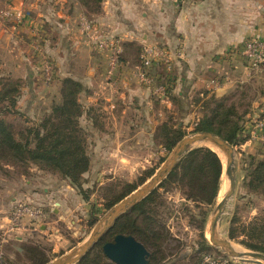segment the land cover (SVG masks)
Returning a JSON list of instances; mask_svg holds the SVG:
<instances>
[{
  "label": "crops",
  "instance_id": "0c3cea01",
  "mask_svg": "<svg viewBox=\"0 0 264 264\" xmlns=\"http://www.w3.org/2000/svg\"><path fill=\"white\" fill-rule=\"evenodd\" d=\"M2 7H11L21 20L16 26L0 24V89L5 80L18 81L16 113L27 124H34L37 108L45 113L60 101L62 79L78 81L79 123L86 130L90 157L88 172L142 170L138 157L143 155L146 140L156 142L157 127L168 120L182 126L184 121L195 123L201 108L197 99L211 95L234 102L242 114L239 136L243 140L234 147L264 153L260 141L264 65L251 69L241 53L245 39L264 37V0H102L96 13L87 12L74 0H0ZM81 14L120 41L119 65L111 77L106 73L111 52L97 49L82 36ZM36 31L54 68L49 82L42 76V59L32 47ZM143 44L161 45L170 56V68L149 69L159 83L166 84L165 98L155 96L134 76ZM211 80L219 84L213 86ZM21 177L19 189L11 181L2 183L4 203L14 205L27 199L45 210L60 211L62 203L53 200L58 191ZM56 187L75 192L65 180ZM2 207L0 226L7 230L9 215L1 213ZM13 230L18 242L31 232L23 224Z\"/></svg>",
  "mask_w": 264,
  "mask_h": 264
},
{
  "label": "trees",
  "instance_id": "16d2710c",
  "mask_svg": "<svg viewBox=\"0 0 264 264\" xmlns=\"http://www.w3.org/2000/svg\"><path fill=\"white\" fill-rule=\"evenodd\" d=\"M87 12L96 13L102 0H74ZM0 89V162L6 165L33 164L42 170L54 171L70 179L80 187L84 172L89 169L90 157L87 153V142L84 130L79 124L82 106L78 101L81 85L71 78L61 81L59 102H54L49 112L31 127L16 129L6 117L15 113L19 94V83L16 80H5ZM169 87V86H168ZM169 89V88H168ZM200 102V115L193 123L192 131H210L228 141L232 146L242 142L239 133L242 129V114L238 112L234 102H226L224 98L211 95ZM27 126V125H25ZM178 123L165 121L156 130V137L165 151H170L186 134ZM255 156V155H254ZM251 155L247 166L248 182L246 187L264 198V159ZM216 152L207 146H197L188 151L178 164L159 183L158 187L136 203L132 209L120 216L101 238L99 245L87 252L77 264H113L103 254L102 244L112 240L116 234L132 235L150 251L148 264H159L162 260L164 244L168 231L155 216L154 194L158 188H177L185 199L212 207L218 198L222 184V163ZM154 172L138 177L136 183H127L125 189L104 203L108 209L121 198L132 192ZM221 191V190H220ZM156 205V204H155ZM201 213V229L204 228L209 210ZM258 219L242 227L241 233L232 227L228 230L231 239L244 234L246 240L241 243L249 249L264 252V218ZM233 222V221H232ZM91 223H94L92 221ZM203 242L209 244L202 233ZM29 257L31 253H39L33 246L22 247ZM36 251V252H35ZM38 255V254H37ZM31 258V257H29ZM47 260L39 258L37 264ZM198 263V261H197ZM196 263V264H197Z\"/></svg>",
  "mask_w": 264,
  "mask_h": 264
},
{
  "label": "rangeland",
  "instance_id": "374dc122",
  "mask_svg": "<svg viewBox=\"0 0 264 264\" xmlns=\"http://www.w3.org/2000/svg\"><path fill=\"white\" fill-rule=\"evenodd\" d=\"M134 76L137 81L141 83L140 79H138L136 75ZM19 95L20 92L18 97ZM35 111L37 113L35 117L38 118V121L49 112L44 113L38 108ZM6 117L13 123L16 129L33 126L32 124H27L26 120L16 112L8 113ZM80 126L86 132L83 125L80 124ZM182 129L186 133L184 136L194 132L192 131L193 124H190L188 121H184ZM153 146L155 147V150L152 149ZM144 147L143 155L138 157L139 164L144 166L142 170L139 169L138 172H136V170L133 172H110V170L106 169H103L100 172H88L87 170L81 177L80 187L74 185L69 178L58 172L42 170L33 164L22 165L20 163L17 166L9 165L11 166V169H7L3 166L6 164L0 162V191L2 190V183L6 181H11L13 185L18 184L16 187L19 189L21 187V176L24 175V179H29L32 184L40 183L41 186L39 187L48 185L52 191H58L56 194L57 197L53 196V200L57 201V203L60 201L63 206V208L62 206L59 207V212H55L50 208H46L45 210L43 205L27 199L16 201L14 205L18 202H25L40 207L46 216L38 223L34 221V223L37 224L36 226L35 224L30 225L32 221H29V219L26 221L23 220L25 222H21V224L31 229V232L26 234L27 236L22 242L16 240L14 237L16 232H14V230L6 231V239L2 246L3 260L5 259L9 264H37L39 258H44L47 260L46 262H48L67 254L81 245L90 237L94 227L103 219L109 209L122 198L108 209H106L104 205L106 200L111 199L116 194L122 192L127 183H136L138 177L140 178L146 175L148 171L154 169L153 174L158 171L159 167L166 160L172 150L171 149L168 152L165 151L158 138L156 139V142L153 139L151 141L146 140ZM161 148L162 150L160 151L159 149ZM234 151L235 189L234 193L226 203L218 229L221 236L227 239L237 251H253L264 254L262 251L252 250L244 246L241 243V240L247 239L244 234H240L235 239H231L228 236V230L230 228L234 227L236 232L241 233L240 231H242L243 226L246 227L256 219H258V223H261V219L264 218V198L261 195L251 192L248 187H246L249 178L247 170L250 161L249 157L251 155L254 156L255 154L256 156L254 157L264 159V153L245 152L238 146L234 147ZM152 175L142 184L148 181ZM62 180L69 182V184L75 189V192H72L68 188H55L56 183L61 182ZM225 180L226 179H224L222 174L221 191L219 190L216 203L223 195L222 188ZM53 182L55 184H53ZM142 184L138 185L135 189ZM157 187L158 186L154 189ZM153 197L155 203L152 208L156 211L154 216L161 223H164L168 231V238L164 244L162 260L159 264H196L197 261V264H199L203 254L208 253L211 254L212 257H217L220 254L226 255L220 248L213 246L208 239L207 223L216 203L212 207L205 209V206L196 205L190 200L183 199L181 192L173 187H168L167 189L158 188ZM55 198H57V200ZM0 204L4 206V208L2 207L1 209V213L10 216L14 205L9 201L4 203L1 192ZM52 207L57 208L58 206ZM131 209L132 207L123 214L128 213ZM204 209L210 210L206 224L204 228L201 229V213ZM92 221H94V223H91ZM9 223L10 221L8 219V224ZM4 228L5 227L0 226V229L6 230V228ZM202 233L209 244L203 242ZM100 241L101 239L98 240L90 250L96 245H99ZM24 246H33L36 249H39V253H31V256H29L31 258H29L22 249ZM251 260H253L251 257H231L232 264H264L263 262L257 263ZM78 261L71 264H77Z\"/></svg>",
  "mask_w": 264,
  "mask_h": 264
},
{
  "label": "water",
  "instance_id": "95a60500",
  "mask_svg": "<svg viewBox=\"0 0 264 264\" xmlns=\"http://www.w3.org/2000/svg\"><path fill=\"white\" fill-rule=\"evenodd\" d=\"M202 141L210 142L225 154V165L223 166L222 161L221 163L223 177L227 180V188L224 191L221 199L213 208L207 223L208 239L210 243L213 246L220 248L227 256L240 258L251 257L253 258L251 261L264 263V254L253 251H237L227 239L221 236L218 229L226 203L234 193L235 189L234 147L224 138L210 131H195L182 137L175 144L171 150V153L159 167L158 171H156L148 181L132 191L126 197L122 198L109 209L103 219L100 220V222L94 227V230L88 239H86L81 245L71 250L67 254L48 261L45 264H71L81 259L87 252H89L91 247L112 227L120 215L133 207L137 202L148 195L156 186H158L159 183L178 164L180 159L188 151L194 147L200 146L193 144ZM101 248L103 254L113 264H148V259L150 256L149 250L132 235L120 233L116 234L113 236L112 240L104 242Z\"/></svg>",
  "mask_w": 264,
  "mask_h": 264
},
{
  "label": "built area",
  "instance_id": "2783aa9c",
  "mask_svg": "<svg viewBox=\"0 0 264 264\" xmlns=\"http://www.w3.org/2000/svg\"><path fill=\"white\" fill-rule=\"evenodd\" d=\"M184 2L186 0H178ZM21 15L13 11L11 7L0 8V24H19ZM78 26L82 36L86 37L89 43H92L97 49L102 51H110L111 55L107 61V76L114 75L119 65V55L121 53L120 41L118 38L108 36L103 30L96 26L93 19L85 14H81L78 18ZM39 32L35 34V42L32 44L33 49L40 55L42 59L41 72L44 80L49 82L54 74L53 65L47 58L44 50L41 49L38 39ZM179 53V52H178ZM243 57L248 62V65L253 70H258L264 65V37L253 36L244 40L241 51ZM140 62L135 71V75L140 79L141 83L150 88V91L159 98L167 97V87L164 83H159L156 78L149 72L153 66H163L167 69L171 66V59L167 50L156 44H143L140 50ZM211 84L216 86L218 80H211ZM260 141L264 147V130L260 133ZM46 215L40 209L25 202H18L13 206L11 215L9 216V225L7 230L0 229V264H9L3 260L2 246L6 239V231H12L25 219L32 222H40ZM199 264H232L231 257L220 254L217 257H212L211 254H203Z\"/></svg>",
  "mask_w": 264,
  "mask_h": 264
},
{
  "label": "bare ground",
  "instance_id": "6f19581e",
  "mask_svg": "<svg viewBox=\"0 0 264 264\" xmlns=\"http://www.w3.org/2000/svg\"><path fill=\"white\" fill-rule=\"evenodd\" d=\"M193 145H206V146H208V147H210L211 149H213L218 155H219V157L221 158V160H222V163H223V166L225 165V161H224V159H225V154L220 150V149H218L217 147H215L213 144H211L210 142H205V141H202V142H198V143H195V144H193ZM224 155H223V154ZM224 161V162H223ZM226 188H227V180H225V183H224V186H223V188H222V193H224V191L226 190ZM244 257H247V256H244Z\"/></svg>",
  "mask_w": 264,
  "mask_h": 264
}]
</instances>
